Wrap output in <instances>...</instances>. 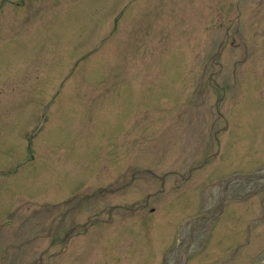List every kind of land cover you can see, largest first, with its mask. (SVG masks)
<instances>
[{
    "label": "rangeland",
    "instance_id": "rangeland-1",
    "mask_svg": "<svg viewBox=\"0 0 264 264\" xmlns=\"http://www.w3.org/2000/svg\"><path fill=\"white\" fill-rule=\"evenodd\" d=\"M0 264H264V0H0Z\"/></svg>",
    "mask_w": 264,
    "mask_h": 264
}]
</instances>
